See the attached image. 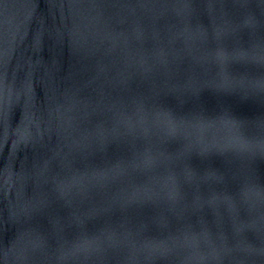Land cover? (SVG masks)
<instances>
[{
    "label": "water",
    "instance_id": "water-1",
    "mask_svg": "<svg viewBox=\"0 0 264 264\" xmlns=\"http://www.w3.org/2000/svg\"><path fill=\"white\" fill-rule=\"evenodd\" d=\"M264 0H0V177L22 264H264Z\"/></svg>",
    "mask_w": 264,
    "mask_h": 264
},
{
    "label": "snow or ice",
    "instance_id": "snow-or-ice-1",
    "mask_svg": "<svg viewBox=\"0 0 264 264\" xmlns=\"http://www.w3.org/2000/svg\"><path fill=\"white\" fill-rule=\"evenodd\" d=\"M260 91H261L262 93H264V88H262Z\"/></svg>",
    "mask_w": 264,
    "mask_h": 264
}]
</instances>
